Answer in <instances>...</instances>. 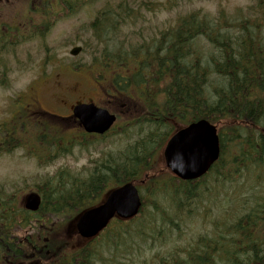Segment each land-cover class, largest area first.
Instances as JSON below:
<instances>
[{"label":"trees","instance_id":"obj_1","mask_svg":"<svg viewBox=\"0 0 264 264\" xmlns=\"http://www.w3.org/2000/svg\"><path fill=\"white\" fill-rule=\"evenodd\" d=\"M101 1L30 0V8L49 16L51 10L58 15V8L68 7L76 13ZM105 1L108 8L98 11L90 27L98 35V59L107 73L104 77L109 103L122 109L114 129L98 136L87 135L77 126L80 137H67L60 125L62 119L56 117L58 125L52 127L46 120L50 115L42 112V119H35L33 113L37 111L26 106L11 121L0 125V155L34 147L35 158L43 164L45 157L54 162L73 155L77 148L89 152L90 147L96 149L112 136L135 135L134 142L91 161L85 178L66 169L48 177L38 191L43 204L37 214L25 211L13 194L0 188V264H97L99 253L92 244L113 224L133 222L140 215L131 221L114 220L92 244L80 249L69 247L64 238L67 227L83 211L98 204L110 188L141 181L145 175L148 181L140 187L145 193L144 207L153 200L156 212L164 193L178 208L188 207L198 199L199 187L209 178L214 183L233 182L243 171L251 170L254 179H262L264 0H251L234 14L223 8L214 17L192 11L161 31L150 30L146 37L131 34L129 48L118 46L113 36L123 35L125 28L146 21L144 14L171 12L185 0H119L116 5ZM56 3L62 6L57 8ZM16 31L19 29L11 25H0V85L10 71L7 57L12 47L19 45ZM122 98L133 102L136 113L118 132L121 116L130 112L126 107L131 105ZM202 119L219 130L221 157L212 170L193 182L169 174H152L157 155L177 127ZM29 127L34 129L23 136L22 128ZM42 127L46 128L45 134ZM34 137L40 143L36 148L31 144ZM25 234L26 238H20ZM118 234L117 239H123L126 231ZM160 264H264V200L217 237H202Z\"/></svg>","mask_w":264,"mask_h":264},{"label":"rangeland","instance_id":"obj_2","mask_svg":"<svg viewBox=\"0 0 264 264\" xmlns=\"http://www.w3.org/2000/svg\"><path fill=\"white\" fill-rule=\"evenodd\" d=\"M111 1L114 5L119 2ZM250 3L251 0H185L171 12L163 10L157 15L144 14L146 21L139 22L134 28H125L123 35L116 34L113 39L118 41V46L129 48L131 34L146 37L150 30L161 31L166 26L173 25L178 17L192 11L200 10L203 14L214 17L220 8L234 14ZM57 4V8L62 6ZM106 8L107 1L103 0L76 13L65 7L58 8V15L51 10L52 14L48 16L31 11L30 0H2L0 25L3 24L4 28L11 25L15 30L19 29L16 31L19 45H14L12 53L7 57L10 71L4 84L0 85V125L11 121L15 113L29 106L37 111L33 113L35 119H42L41 113L46 112L51 116L46 118L49 125L56 127V117H69L74 105L89 99L109 107L111 111L121 112L118 104L108 105V84L104 77L106 72L98 59L101 47L97 46L98 35L90 27L98 11ZM74 47L83 49L77 57L70 55ZM102 48H105L103 43ZM102 71V74L99 73ZM122 101H128L131 105L126 107L130 112L121 116L118 132H121L126 120L136 113L132 101L124 98ZM60 125L67 128H63L67 137L70 134L80 137V130L74 120L69 119ZM34 128H22V135H27ZM36 130L37 133L42 130V133H46L45 127ZM31 133L37 134L35 131ZM134 139L135 135L129 138L112 136L105 142L97 143L96 149L90 147V151L85 152L77 148L73 155L54 162H49L44 154L38 153L41 158L45 157L43 164L35 158L34 147L18 148L11 153L1 154L0 188L13 194L15 200L20 202L26 194L38 192L41 184L59 169L87 177L91 161L99 159L102 153L121 151L133 143ZM33 141L31 144L35 148L40 145L35 137ZM155 161L157 164L152 174H166L163 149ZM250 173L251 170L243 171L233 182L227 180L214 183L209 178L206 185L199 187L201 191L198 199L186 208H178L170 195L164 193L158 199L160 210L156 212L153 200L149 198L143 214L137 220L113 224L105 236L94 244L78 235L75 224L67 227L64 238L68 240L69 247L75 249L87 244L95 245L100 260L97 264H160L162 259L168 260L175 254H181L202 237H217L262 203L264 166L260 170L261 180L257 181ZM141 195H144L143 190ZM123 231H126V235H123V239H117L121 235L118 233ZM26 237V234L20 236Z\"/></svg>","mask_w":264,"mask_h":264},{"label":"water","instance_id":"obj_3","mask_svg":"<svg viewBox=\"0 0 264 264\" xmlns=\"http://www.w3.org/2000/svg\"><path fill=\"white\" fill-rule=\"evenodd\" d=\"M81 48H74L71 55L78 56ZM73 115L88 134L104 135L117 121L110 111L94 103L78 104ZM221 155L218 130L207 120L191 123L176 132L167 142L163 158L167 169L183 181H195L204 177L219 160ZM42 197L31 193L24 198L23 207L38 212ZM139 190L134 183H127L112 190L104 201L83 212L76 220L78 234L87 240L94 239L115 219L131 220L142 209Z\"/></svg>","mask_w":264,"mask_h":264},{"label":"flooded vegetation","instance_id":"obj_4","mask_svg":"<svg viewBox=\"0 0 264 264\" xmlns=\"http://www.w3.org/2000/svg\"><path fill=\"white\" fill-rule=\"evenodd\" d=\"M2 2V0H0V3Z\"/></svg>","mask_w":264,"mask_h":264}]
</instances>
